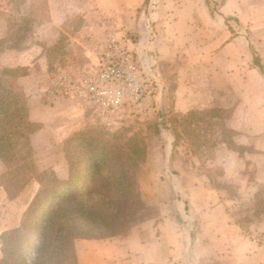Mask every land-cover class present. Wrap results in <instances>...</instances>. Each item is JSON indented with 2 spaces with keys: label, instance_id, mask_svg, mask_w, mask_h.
I'll return each instance as SVG.
<instances>
[{
  "label": "rangeland",
  "instance_id": "obj_1",
  "mask_svg": "<svg viewBox=\"0 0 264 264\" xmlns=\"http://www.w3.org/2000/svg\"><path fill=\"white\" fill-rule=\"evenodd\" d=\"M4 1L5 3H0V8L7 15L3 17L8 18V32L2 39L4 42H0V49H5L4 47L8 45L23 49L22 44L26 49L30 41L38 37L43 39L45 35L48 37L50 32L44 27L48 16L29 13L37 5L42 7L47 0ZM6 2L9 4L7 5ZM208 3L211 10L218 11L219 0H208ZM103 19L104 21L106 19L108 25L114 18ZM227 21L233 26L232 29L235 28L232 34L245 32L240 28V24L236 23L235 17H228ZM94 26H98L95 16H73L69 22L59 28L57 38L54 39L56 42L54 43L53 40L51 45L45 47L42 61L26 66L2 68V70L11 69L9 72L11 78L16 79L12 81L11 87L15 91L22 92L21 98L27 107L28 115H30L29 101L33 104L39 103L40 113L36 108L37 113L48 118L51 112L45 110L46 108L54 106L60 109L73 108L71 116L74 124L67 127L63 120L62 123L49 120L50 123L48 121L43 124L30 119L34 123V131L30 134L28 146L26 145V149L21 153L26 161H21L19 165H16V162H9L7 166L5 163V172L0 176V184L9 186L12 192L18 191L23 184L24 188L19 190L17 196L35 178L40 184V190L30 192L27 197L28 200L33 196L18 227L25 234L21 244L6 237L5 233L2 235L3 257L0 264H23V258L27 264H32L40 243L41 228L50 207L54 202H64V207H67L69 202H78L67 197L59 200L60 192L69 187L66 190L67 196L75 194L83 184V171L79 172V169L86 163L93 167L97 160L95 155L105 154L108 162H113L117 151L121 148H123L122 153L128 156H133L135 152L142 155L135 178H137L138 193L145 203L144 208L139 211L135 220L129 223L126 230L152 216L173 214L178 221L185 223L191 233V240H196L194 238L196 226L192 219L198 210L194 205L195 202H188L186 199L185 202H176L178 198L182 201V195L168 190L171 184H181L179 179H176V176H182L180 171L182 166L178 157L182 156L183 152L195 151L203 158L200 160V165L214 178L217 194L222 200L219 204L224 205L230 222L240 225V230L231 231L232 237L226 243L220 240L214 243L213 248L216 250L226 245L228 249L225 254L209 255L205 253L208 248L199 247L200 257L195 253L192 254L190 250L178 264H264V184L256 180L257 167L260 162H264V159L257 155L254 156L255 158L247 159V162L245 161L247 166L244 169L245 178L242 179L240 174L237 177H228L229 174L225 171L226 164L236 168L238 162L221 152L219 158L216 152V149L222 147L217 141L222 139L226 131L212 127L213 122L204 116H195L198 120H193L191 117L181 119L182 116L159 108L160 101L157 102L156 92L157 88L163 85L161 76L149 73L142 56V60L135 63L139 58L132 49V42L136 43V38L139 41V32L125 31L123 38L116 40V30L105 28L100 32ZM13 32L17 33L15 38L11 36ZM250 32L252 33L251 30ZM261 33L262 37H254L252 34V39H259V42L264 40V30H261ZM94 36L97 38L91 41ZM102 38H107V41ZM140 48L144 49V47ZM120 52L122 56L119 55ZM121 58L125 60L123 65H129V61L133 60L135 66L133 72H137L135 81L143 93L140 97L128 84L116 82V78L111 75L105 78L99 76L100 66L108 69L107 74H110V67L115 66L116 73V62H118L116 59ZM2 70L0 69L1 72ZM96 84L100 94L90 90V87ZM117 88L125 90L119 106L111 103V100L116 99ZM166 124L172 127V130L166 131L164 128ZM226 137L230 138V136ZM171 146L174 152L172 158L169 157ZM166 148L169 150L167 155L164 154ZM252 151L249 146L242 148L243 153L253 154ZM195 162L188 163L198 166ZM95 168L100 172H106L108 169L96 164ZM239 168L237 167V170ZM77 176L82 177L76 178ZM26 178L28 182L24 184ZM91 180L89 184H93ZM55 184L62 186L57 193H49ZM162 197L167 198V201L173 199L174 202L162 204L154 202ZM2 205L8 206L0 202V212H10ZM78 239L84 238L74 240V253L71 256L75 257L72 261L66 259L65 264H79L75 243ZM5 247L8 253H4ZM53 263L54 260L45 264Z\"/></svg>",
  "mask_w": 264,
  "mask_h": 264
},
{
  "label": "crops",
  "instance_id": "obj_2",
  "mask_svg": "<svg viewBox=\"0 0 264 264\" xmlns=\"http://www.w3.org/2000/svg\"><path fill=\"white\" fill-rule=\"evenodd\" d=\"M0 3L5 1L0 0ZM36 8L29 13L48 16L44 25L50 32L48 37L45 35L43 39L38 37L30 41L26 49L24 44L23 49L12 45L11 48L9 45L1 48V70L42 61L45 47L56 40L59 28L70 18L95 16L98 26L94 28L100 32L105 28L116 30V40H121L125 31L139 32V41L136 38V43L132 42V49L139 58L135 63L143 58L149 73L161 76L164 86L160 85L156 92L161 110L180 116L197 112L195 116L210 119L218 129L232 131L229 140L217 141L222 147L216 149L219 158L221 152L238 162L236 168L226 164L228 177L240 174L243 179L247 159L257 156L264 159V40L252 39V34L262 37L264 0H219L218 11L213 13L208 0H47L42 7L37 5ZM3 16L7 15L1 9L0 42H4L2 39L8 32V18ZM106 17L114 19L106 25V19H103ZM228 17H235L245 32L232 34L235 28L229 25ZM11 36L15 38L17 33L13 32ZM96 38L92 37L91 41ZM102 39L107 41V38ZM28 106L33 122L46 124L50 120L62 123L63 120L67 127L74 124L73 108H46L51 112L48 118L37 113L36 108L40 113L39 103L29 101ZM164 128L172 130L167 124ZM246 146L254 153H243L242 148ZM168 152L166 148L164 154ZM178 159L182 176H176V179L182 185L171 184L168 190L182 195V201L178 198L176 202H185L184 199L195 202L198 210L192 219L196 226V240H191L185 223L178 221L173 214L155 215L131 227L125 234L76 240L79 264H178L190 250L200 257L199 247L208 248L205 253L209 255L225 254L227 246L216 250L214 243L229 241L231 231L240 230V225L232 224L224 205L219 204L222 200L217 194L214 178L200 165L201 155L186 151ZM189 161H196L198 166ZM5 167L0 158V176ZM237 167L240 168L237 170ZM256 180L264 184V162L257 167ZM38 190L40 184L33 178L19 195L10 198L7 188L0 184V202L6 203L8 206L2 207L10 210L0 212V261L3 257L2 235L20 227L33 196L28 200L27 197L30 192ZM167 200L162 197L154 202H174L173 199Z\"/></svg>",
  "mask_w": 264,
  "mask_h": 264
},
{
  "label": "trees",
  "instance_id": "obj_3",
  "mask_svg": "<svg viewBox=\"0 0 264 264\" xmlns=\"http://www.w3.org/2000/svg\"><path fill=\"white\" fill-rule=\"evenodd\" d=\"M9 72L11 69L2 70L0 73V158L7 166L9 162L19 165L21 161H26L21 153L28 146L30 134L34 131V123L30 120L27 107L21 98L22 92L11 87L12 81L16 79H12ZM196 114L197 112H191L179 117L198 120ZM212 127L216 126L213 124ZM223 130L226 133L222 138L227 141L226 136L233 133L228 129ZM227 133L230 135H226ZM122 149L117 151L113 162H108L105 154L95 155L97 160L93 167L86 163L79 169V172L83 171V177L76 178L82 177L83 184L77 192L67 196L66 190L69 187L60 192L59 200L67 197L78 202H69L67 207L63 206L64 202H54L50 207L41 228L40 243L32 264H45L52 260L53 264H65L66 259L72 261L75 257L71 255L74 253L73 242L76 238H108L128 232L127 226L135 220L145 205L138 193L135 178L142 155L135 152L133 156H128L122 153ZM95 164L108 169L100 172L96 170ZM89 180L93 184H89ZM27 182L26 178L24 184ZM61 186L62 184H55L49 193H57ZM5 187L10 198H14L24 185L16 192H12L7 185ZM4 235L20 244L25 236L21 228L12 229ZM3 251L8 253L6 247ZM23 264H27L24 258Z\"/></svg>",
  "mask_w": 264,
  "mask_h": 264
},
{
  "label": "built area",
  "instance_id": "obj_4",
  "mask_svg": "<svg viewBox=\"0 0 264 264\" xmlns=\"http://www.w3.org/2000/svg\"><path fill=\"white\" fill-rule=\"evenodd\" d=\"M122 56L121 52L119 54ZM103 61V58L101 59ZM116 73H115V66L110 67L111 71L109 72L110 74H107L108 69L105 67H98L99 68V76L101 78H105L106 76H112L113 78H116V82H121V83H126L130 86L133 92L137 94L138 97L143 95L142 90L138 83L135 81L136 79V74L133 72L135 69V66L133 64V60L129 61V65H123L125 64L124 58H121L119 60L116 59ZM98 85H94L90 87L91 91H94L96 94H100L99 91H97ZM97 91V92H96ZM124 88H117L116 89V99L111 100L112 104H116V106H119L122 103L123 100V95H124Z\"/></svg>",
  "mask_w": 264,
  "mask_h": 264
}]
</instances>
